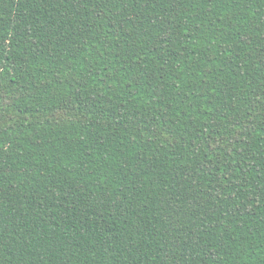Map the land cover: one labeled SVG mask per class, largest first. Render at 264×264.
<instances>
[{"label": "trees", "instance_id": "trees-1", "mask_svg": "<svg viewBox=\"0 0 264 264\" xmlns=\"http://www.w3.org/2000/svg\"><path fill=\"white\" fill-rule=\"evenodd\" d=\"M0 264H264V0H0Z\"/></svg>", "mask_w": 264, "mask_h": 264}]
</instances>
